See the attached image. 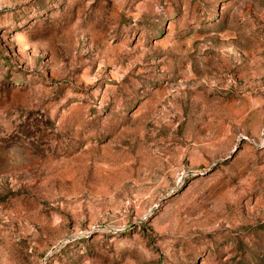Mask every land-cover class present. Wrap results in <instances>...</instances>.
I'll return each mask as SVG.
<instances>
[{
	"label": "rangeland",
	"instance_id": "obj_1",
	"mask_svg": "<svg viewBox=\"0 0 264 264\" xmlns=\"http://www.w3.org/2000/svg\"><path fill=\"white\" fill-rule=\"evenodd\" d=\"M0 264H264V0H0Z\"/></svg>",
	"mask_w": 264,
	"mask_h": 264
}]
</instances>
